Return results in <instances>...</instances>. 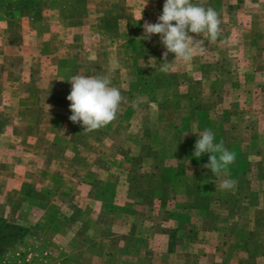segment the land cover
Segmentation results:
<instances>
[{"label": "rangeland", "instance_id": "rangeland-1", "mask_svg": "<svg viewBox=\"0 0 264 264\" xmlns=\"http://www.w3.org/2000/svg\"><path fill=\"white\" fill-rule=\"evenodd\" d=\"M164 2L0 0V264H264V0H192L221 33L168 73L139 39ZM74 75L110 76L113 122L69 120Z\"/></svg>", "mask_w": 264, "mask_h": 264}, {"label": "clouds", "instance_id": "clouds-1", "mask_svg": "<svg viewBox=\"0 0 264 264\" xmlns=\"http://www.w3.org/2000/svg\"><path fill=\"white\" fill-rule=\"evenodd\" d=\"M147 3L148 0L139 20L143 18ZM221 23L219 14L210 6L206 8L202 4L192 3V0H165L158 22L145 21L144 32L139 39L151 40L154 34L159 35L160 43L166 51L162 54L163 62L158 68L162 73H168L173 67V61L188 62L197 53H204L205 47L201 39L196 40L189 33L198 36L207 33L208 39L215 41L221 33ZM169 53L175 54L172 62L167 60ZM68 82L71 84L67 100L71 102L69 110L72 114L69 120L72 123H80L84 131L91 132L107 126L117 118L119 107L125 98L117 87L112 86L109 75H74ZM205 153L210 154L209 163L203 167L210 169L216 176L226 172L236 161L234 152L225 148L222 142H215V134L211 129L200 133L195 142L193 156L199 159ZM235 183L233 179H225L216 187L227 190Z\"/></svg>", "mask_w": 264, "mask_h": 264}, {"label": "trees", "instance_id": "trees-1", "mask_svg": "<svg viewBox=\"0 0 264 264\" xmlns=\"http://www.w3.org/2000/svg\"><path fill=\"white\" fill-rule=\"evenodd\" d=\"M0 220H2V219H0ZM4 226H9L11 228L20 229L19 226L11 225V224H8V223H4Z\"/></svg>", "mask_w": 264, "mask_h": 264}, {"label": "crops", "instance_id": "crops-1", "mask_svg": "<svg viewBox=\"0 0 264 264\" xmlns=\"http://www.w3.org/2000/svg\"><path fill=\"white\" fill-rule=\"evenodd\" d=\"M3 103H5L6 104V102H3ZM4 107V106H3Z\"/></svg>", "mask_w": 264, "mask_h": 264}]
</instances>
